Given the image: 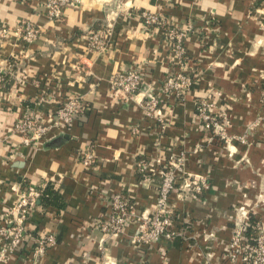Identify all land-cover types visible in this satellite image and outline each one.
Returning a JSON list of instances; mask_svg holds the SVG:
<instances>
[{"label": "crops", "instance_id": "1", "mask_svg": "<svg viewBox=\"0 0 264 264\" xmlns=\"http://www.w3.org/2000/svg\"><path fill=\"white\" fill-rule=\"evenodd\" d=\"M44 2L0 0V26L9 29L0 44V213L23 185L53 184L61 206L37 203L26 227L34 236L53 233L56 243L33 260L35 240L27 237L0 264H227L236 224L253 215L264 228V0H83L64 7L60 21L46 17ZM143 11L165 25L144 27ZM106 19L110 46L97 53L88 34ZM23 20L40 29L31 43L15 31ZM184 23L194 29L183 39L194 84L175 97L161 90L173 60L165 32ZM133 63L159 98V121L145 114L143 93L120 99L110 92L111 75ZM70 95L85 104L70 127L51 129L38 148L18 144L16 120L46 116ZM200 98L223 111L226 140L202 128ZM86 148L94 152L92 169L81 163ZM181 151L185 171L209 182L198 200L171 194L174 225L185 238L135 247L136 220L102 240L95 220L111 194L123 192L139 219L155 209L158 178L142 180L136 162Z\"/></svg>", "mask_w": 264, "mask_h": 264}, {"label": "built area", "instance_id": "2", "mask_svg": "<svg viewBox=\"0 0 264 264\" xmlns=\"http://www.w3.org/2000/svg\"><path fill=\"white\" fill-rule=\"evenodd\" d=\"M110 1L104 0L107 5ZM83 0H45L44 11L46 17L52 21H60L64 7L79 6ZM116 3L115 8L118 7ZM144 27L159 29L165 25L162 16L145 11L140 13ZM113 24L109 19L88 34V49L97 53H104L109 49V41ZM160 30V29H159ZM25 43H31L39 35L40 29L29 20H23L15 29ZM194 29L190 23L179 27L167 28L165 35L170 42V51L173 56L171 69L167 71L161 90L165 94L180 97L194 84V79L188 72L189 65L185 59L186 50L183 39ZM9 33L6 26H0V44ZM0 72V82L3 77ZM147 72L139 64L133 63L125 69L114 72L110 79V92L114 97L130 99L137 93H143L145 99L142 107L145 114L160 120L159 98L152 92V88L145 82ZM145 89L142 90V86ZM149 86V87H148ZM264 102V91L261 94ZM85 109L80 96L70 95L52 113L38 116L26 113L11 126V132L18 138V144L38 148L51 129H65L72 125L75 115ZM196 114L199 116L204 131L217 134L226 140V118L223 111L214 112L209 98H200L196 101ZM139 131V127L135 129ZM210 134V135H211ZM241 141H244L242 138ZM81 163L85 169H92L95 158L94 152L86 148L80 154ZM185 153L172 154L168 159L160 154L136 162V171L142 180L148 181L150 175H156L157 197L155 209L148 215L137 217L132 211L129 198L123 192L111 194L107 198L106 209L95 220V227L102 233V240L122 234L133 221H138L136 233L130 242L135 247L150 245L161 238L171 240L175 237H184L186 231L181 226L174 225L175 206L171 194L176 193L179 198L192 200L200 199L204 190L209 187L207 177L185 171ZM17 199L13 205L0 213V261H6L27 237H33L35 245L32 247V258L38 259L46 249L56 243L53 233L34 236L28 232L26 221L32 209L38 203L39 188L34 184H25L17 191ZM246 216L232 229L230 241L224 251L227 264H264V228L258 220L255 224L256 236L252 244L244 243Z\"/></svg>", "mask_w": 264, "mask_h": 264}, {"label": "trees", "instance_id": "3", "mask_svg": "<svg viewBox=\"0 0 264 264\" xmlns=\"http://www.w3.org/2000/svg\"><path fill=\"white\" fill-rule=\"evenodd\" d=\"M185 59H187V55H185ZM39 190L40 196L38 197V203L54 205L58 207L61 206V197L58 191L54 188L53 184L48 182L44 187L39 188ZM257 221L258 218L254 217L253 215L248 216L244 231V243L252 244L254 242L256 236L255 224ZM223 262L227 263L226 259L223 258Z\"/></svg>", "mask_w": 264, "mask_h": 264}]
</instances>
